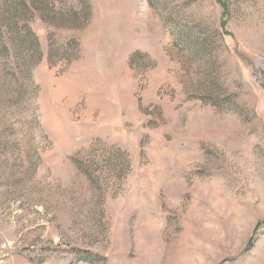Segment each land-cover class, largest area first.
<instances>
[{
  "label": "rangeland",
  "instance_id": "rangeland-1",
  "mask_svg": "<svg viewBox=\"0 0 264 264\" xmlns=\"http://www.w3.org/2000/svg\"><path fill=\"white\" fill-rule=\"evenodd\" d=\"M0 264H264V0H0Z\"/></svg>",
  "mask_w": 264,
  "mask_h": 264
},
{
  "label": "trees",
  "instance_id": "trees-1",
  "mask_svg": "<svg viewBox=\"0 0 264 264\" xmlns=\"http://www.w3.org/2000/svg\"><path fill=\"white\" fill-rule=\"evenodd\" d=\"M251 243H252V241L249 242V244H251Z\"/></svg>",
  "mask_w": 264,
  "mask_h": 264
}]
</instances>
